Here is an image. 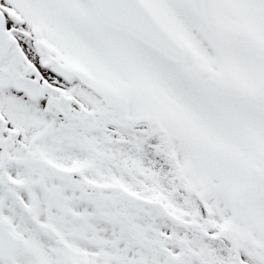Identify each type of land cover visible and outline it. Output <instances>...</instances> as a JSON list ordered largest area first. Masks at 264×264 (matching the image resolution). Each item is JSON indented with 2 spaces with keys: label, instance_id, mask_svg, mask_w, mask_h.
<instances>
[{
  "label": "snow or ice",
  "instance_id": "6c2138e0",
  "mask_svg": "<svg viewBox=\"0 0 264 264\" xmlns=\"http://www.w3.org/2000/svg\"><path fill=\"white\" fill-rule=\"evenodd\" d=\"M0 264H264V0H0Z\"/></svg>",
  "mask_w": 264,
  "mask_h": 264
}]
</instances>
